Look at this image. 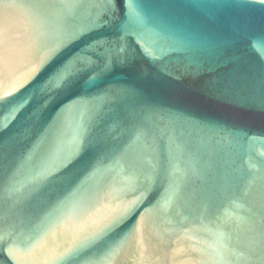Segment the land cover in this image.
I'll list each match as a JSON object with an SVG mask.
<instances>
[{"label":"water","instance_id":"obj_1","mask_svg":"<svg viewBox=\"0 0 264 264\" xmlns=\"http://www.w3.org/2000/svg\"><path fill=\"white\" fill-rule=\"evenodd\" d=\"M0 264H264V0H0Z\"/></svg>","mask_w":264,"mask_h":264}]
</instances>
